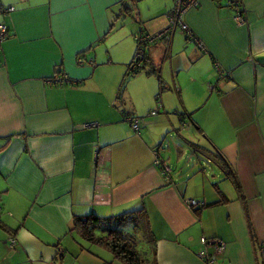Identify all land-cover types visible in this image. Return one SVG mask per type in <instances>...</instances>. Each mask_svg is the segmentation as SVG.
<instances>
[{
  "label": "crops",
  "instance_id": "crops-1",
  "mask_svg": "<svg viewBox=\"0 0 264 264\" xmlns=\"http://www.w3.org/2000/svg\"><path fill=\"white\" fill-rule=\"evenodd\" d=\"M1 4L14 10L0 13L8 25L0 49V264H121L67 233L75 215L138 209L156 244L155 257L147 247L143 264H264V0H244L243 23L232 7L199 0L182 18L204 47L176 28L147 45L146 67L136 75L124 73L130 50L123 57L108 48L133 45L115 10L120 5L151 33L167 25L165 14L139 16L136 0ZM89 46L85 56L94 63H78L76 54ZM104 67L110 77L102 81ZM57 69L73 83L45 82ZM121 109L144 116L139 132ZM151 109L157 113L149 115ZM186 119L195 136L181 132L183 143L214 146L235 170L242 196L206 155L212 172L202 167L188 183L172 171L164 178L155 163L157 157L170 165L160 154L161 136ZM176 147L181 154L183 146ZM188 197L208 204L193 210ZM202 236L225 246L203 245Z\"/></svg>",
  "mask_w": 264,
  "mask_h": 264
},
{
  "label": "trees",
  "instance_id": "trees-1",
  "mask_svg": "<svg viewBox=\"0 0 264 264\" xmlns=\"http://www.w3.org/2000/svg\"><path fill=\"white\" fill-rule=\"evenodd\" d=\"M218 3L224 5L225 0H216ZM228 6L227 4H225ZM0 7L2 8V11L0 13H8L14 10V5H3L1 4ZM12 8V9H10ZM124 8L127 10L131 8L130 6H124ZM0 24L4 25V31L2 33V39H0V49L2 46V43L6 39L8 35V25L0 20ZM137 33H143V32H148L143 28H140L139 31H136ZM1 35V34H0ZM1 37V36H0ZM137 39V38H136ZM155 41V40H154ZM154 41L150 42L153 43ZM149 43V44H150ZM147 44V45H149ZM91 46L85 48L84 50H81L76 54V61L78 63H94L93 62V57L91 56H85V52L90 48ZM147 47V46H146ZM146 47L144 49L143 57L140 59H137L136 55L138 52V47L136 46L134 49V53L132 55V59L128 62L130 69L132 70L133 68L132 65L137 63V66L135 67V72H138L139 70L137 68H141L144 66V63L147 61V51ZM134 62V63H133ZM133 65V66H134ZM154 72L155 69L149 70L148 72ZM129 74H132L129 72ZM66 77L67 80L65 81H48L50 78L53 77ZM45 79V82L51 83V84H69L72 83V80L68 76L67 73L62 71L61 69H57L56 71L52 72L50 75L43 77ZM122 114L127 111L125 109H121ZM154 110V109H151ZM151 110H149L148 114L149 115H154L155 113H152ZM176 111V110H175ZM180 116H184L187 113L184 111L179 112ZM124 115V114H123ZM132 115V117H137L139 119V127L143 125L144 121V116L142 115ZM182 118V117H181ZM183 119V118H182ZM128 123V122H127ZM139 128V131H140ZM138 131V132H139ZM136 132V131H135ZM8 138V137H7ZM6 138V139H7ZM4 146H0V149ZM192 149L194 150L195 148L200 149L201 152H203L209 159H212L220 164V167L224 170V173L227 178H229L232 183H234L236 190L238 193L242 196L241 194V189H240V184L238 182L235 170L230 166V164L227 162V160L224 158V156L217 150L215 149L214 146L212 147H207L203 150V148H199V145L197 143H193L191 145ZM207 149V152L205 151ZM168 164V163H167ZM169 165V164H168ZM170 167V165H169ZM172 169L170 167V171L164 175V178L167 180L170 178V173ZM208 204V202H205L204 204H196V205H189L193 210H199V208L203 207ZM127 223L131 224L130 227L133 229L138 230L140 227L144 231V236L146 239L144 241L146 242V246H149L150 248L153 247V257H155V238L151 234V230L149 228L148 224V219L145 216V212L143 209H138V210H133L129 212H123L117 215H106V216H99L94 213H89L85 215H75L73 218L72 225L70 227V230L76 231L78 233L79 238L81 239V248L91 250L93 247L96 248H104L108 251H110L113 255L114 260H117L121 264H143L145 262H148L150 259L147 255L149 250L147 251V247H142L140 250L136 247L135 242L138 240H135L134 236L132 234H129L125 231H123V226L126 225ZM134 226V227H133ZM125 227V228H126ZM141 230V231H142ZM13 234V233H12ZM149 236H151V240H149ZM15 236V235H14ZM133 239V240H132ZM135 240V241H134ZM62 252V249H58V253L60 254ZM151 253V252H150ZM154 264L156 262L154 261Z\"/></svg>",
  "mask_w": 264,
  "mask_h": 264
},
{
  "label": "rangeland",
  "instance_id": "rangeland-1",
  "mask_svg": "<svg viewBox=\"0 0 264 264\" xmlns=\"http://www.w3.org/2000/svg\"><path fill=\"white\" fill-rule=\"evenodd\" d=\"M137 1H138V7H139V9H138L139 10V16L141 15L142 17H146V16L153 17V16H159L161 14L166 15L167 11L170 9V7L173 4L172 0H136V2ZM133 4H134V2H131V5H133ZM116 13H119V14L116 15ZM124 14L126 15L125 17H124ZM129 15H130V13H127L126 11L124 12L122 10V8H120V5H118L117 10H115V13H114V17H115L114 21H116V22L119 21L118 25H121V26L124 25L125 27L122 28L123 30H129V32L131 31L130 38L132 39L133 45L131 43L118 42L116 44V48H115V46H112V48L108 47L111 52H115V49L118 48L121 56H123V57H127L129 50H130V52H131L130 53V59L128 61H130L132 59V55L134 53V49L136 46L139 48H144V43L139 42L136 39V36L142 35L140 32L139 33L136 32V31H139L140 28H142V26L137 23V20L130 22ZM135 18H136V16H135ZM135 29H138V30L134 31ZM120 30H121V28H120ZM154 32H156V31H154ZM130 38H128V40L131 42ZM101 44H99L98 48H99V50L101 49V51H102L107 46H102ZM143 67L144 66H142L140 69L139 68H137V69L139 71L140 70L143 71L146 66L144 68ZM131 68H133V69L131 70L129 64L127 63L124 73L126 75H129V72H130L134 75L136 73L135 72L136 69L134 67H131ZM110 69H111L110 67H104L101 70L99 77L102 81H104L110 77ZM139 71H138V73H139ZM135 78H138V76H135ZM133 79H134V77H133ZM72 83H73V81H72ZM75 83L78 84L80 82H75ZM163 84L166 85V78L164 79ZM154 110H156V109H154ZM171 113H172V117H174L175 120H178V117L175 116V115H177V113L175 112L174 108L171 109ZM181 132L186 137L195 136V129H193L192 125L190 123H188V120L186 119L184 126L183 125L180 126L178 123H176L174 125V127L172 125H168L166 130L163 132V134L161 136V140H160L161 141L160 143L163 145L162 149L160 150V154L163 156L162 159H165V160H167V157L169 156V160H167V161H169V163H170L172 173L174 172L176 174L177 179H180V180L187 182L188 178L191 177L193 175V173H196L202 167H203V170L206 169V170H208V172H212L214 170V167H213L214 162L213 163H210V161L206 162V156L203 152L202 153L197 152V148H195L193 150L189 146V144L187 145V144L183 143V139L181 138V135H180ZM175 144H177V145L180 144V146H183L182 148H180V149H182L181 154L177 152L178 149L176 147L177 145H175ZM195 153H196V155H195ZM197 155H199L202 158V160H198L199 158H197ZM214 166H216V165H214ZM215 168H217V166ZM186 172H188V174H186ZM226 181H227V179H225V181H223V182H226ZM106 215H108V214H105V216ZM100 216H102V215H100ZM125 227H126V225L123 226V231H130V233L129 232H127V233L132 234V236L137 238L135 240H138V241H136L135 244H136V247L138 248V250H140L143 246L144 247L146 246V244H145L146 242L144 241V239H146V237L144 236V231L141 229V227L138 230L133 229V228H127V227L125 228ZM67 234H68L67 235L68 238H71V240L73 242H78V243L80 242V239L75 237L77 234L76 231L72 230V231H69ZM12 237H15V236L12 235ZM9 244H10V242H9ZM146 247H149V246H146ZM94 248H96V247H93V249ZM58 249H62V247L58 246Z\"/></svg>",
  "mask_w": 264,
  "mask_h": 264
},
{
  "label": "built area",
  "instance_id": "built-area-1",
  "mask_svg": "<svg viewBox=\"0 0 264 264\" xmlns=\"http://www.w3.org/2000/svg\"><path fill=\"white\" fill-rule=\"evenodd\" d=\"M199 3V0H173V4L171 6V8L167 11L166 13V17H167V25L156 32L150 33V32H143L142 35H138L136 36L137 40L139 42L144 43V48H139L138 47V52H137V59H140L143 57V53H144V49L147 46V44H149L150 42L157 40L159 38L162 37H167L169 38L172 33L174 32V30L176 28H181L182 30H184L187 33V37L188 39L196 42L198 44V46L200 47H204L203 43L201 42V40H199L195 34L190 31L188 29L187 24L183 21L182 18V14L184 13V11L192 6H197ZM225 4H227L228 6L232 7L233 11H234V20L237 23H243L245 21V16H244V0H225ZM12 9V8H10ZM0 11H2V8L0 7ZM4 31V25L0 24V39H2V33ZM134 65V64H133ZM132 67H136L137 63ZM66 81L67 78L66 77H53L50 78L48 81H54V82H58V81ZM152 113L157 112L156 110H151ZM123 117L125 118V121L128 122V124L131 126V128L138 132L139 131V119L137 117H132V115H130L129 113L127 114L126 112L124 113ZM91 124H96V122H85L83 124V126H88ZM155 163L158 164L162 170V173L165 175L170 171V167L167 163L159 160L157 157L155 159ZM186 203L188 205H196V204H204L205 201L201 200V199H196L193 197H188L185 199ZM9 242L10 244H14L16 242V237H10L9 238ZM201 243L203 245H208V244H212L215 247H217L218 249H223L225 246V243L223 240L217 238V237H205L202 236L200 238ZM204 250V249H203ZM203 250H198L197 254L198 256H202L205 254V251ZM210 263L213 262V260L211 258L208 259Z\"/></svg>",
  "mask_w": 264,
  "mask_h": 264
}]
</instances>
